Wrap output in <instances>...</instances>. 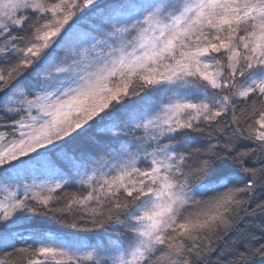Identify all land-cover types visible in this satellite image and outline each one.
I'll use <instances>...</instances> for the list:
<instances>
[{
	"label": "snow or ice",
	"instance_id": "1",
	"mask_svg": "<svg viewBox=\"0 0 264 264\" xmlns=\"http://www.w3.org/2000/svg\"><path fill=\"white\" fill-rule=\"evenodd\" d=\"M0 264H264V0H0Z\"/></svg>",
	"mask_w": 264,
	"mask_h": 264
},
{
	"label": "trees",
	"instance_id": "2",
	"mask_svg": "<svg viewBox=\"0 0 264 264\" xmlns=\"http://www.w3.org/2000/svg\"><path fill=\"white\" fill-rule=\"evenodd\" d=\"M76 191H77V189L75 187H71V188L67 189V192H69V193L76 192ZM56 227H58V225Z\"/></svg>",
	"mask_w": 264,
	"mask_h": 264
}]
</instances>
